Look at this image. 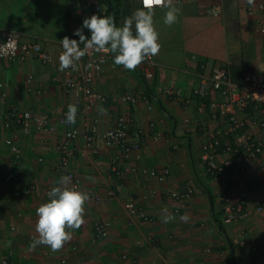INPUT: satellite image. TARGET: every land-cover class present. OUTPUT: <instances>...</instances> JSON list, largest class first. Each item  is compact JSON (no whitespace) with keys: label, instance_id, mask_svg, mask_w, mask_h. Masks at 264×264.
<instances>
[{"label":"crops","instance_id":"obj_1","mask_svg":"<svg viewBox=\"0 0 264 264\" xmlns=\"http://www.w3.org/2000/svg\"><path fill=\"white\" fill-rule=\"evenodd\" d=\"M263 2L171 0L178 9L177 22L172 25L163 22L167 9L156 8L153 22L161 47L153 56L155 78L147 84L139 66L128 71L114 65L111 57L95 83L96 91L111 101L87 112L78 110L72 123L79 135L69 170L81 181L80 191L89 194L84 223L55 252L46 245L35 249L29 245L38 236L36 209L47 200L45 188L58 186L66 175L57 165L59 147L68 131L60 119L75 98L63 86L64 74L57 63L44 66L31 58L0 64V79L6 86L0 101L2 115L11 105H18L47 114L55 127L52 135L0 130V264L4 260L9 264H264V167L256 163L241 173L234 164L224 174L212 176L202 159L213 136L223 131L225 136L233 126V117L243 129L233 132L232 139L245 133L260 136L254 126L260 112L253 105L241 108L233 103L232 113L212 119L208 111H198L199 100L192 98L190 106H183L180 99L162 93L173 88L191 97L200 75L217 64L229 65L235 78L248 68L264 74L260 34L264 10L259 8ZM216 7L222 11L218 16L210 13ZM87 15L70 12L66 0H0V31L21 30L25 42H36L57 56L61 40L74 37ZM132 90L142 91L153 110L148 111L143 102L135 107L123 102L124 94ZM211 97L225 101L216 93ZM121 116L129 119L132 136L142 129L143 146L119 165L118 175L111 165L115 149L104 145L102 134ZM94 120L99 122L96 154L85 146L87 127ZM7 137H14L20 147L19 164L4 144ZM40 157L44 162L38 163ZM214 160L221 165L229 156L218 153ZM164 168L170 175L163 183L149 174ZM31 186L35 189L28 191ZM242 195L247 216L225 223V201L220 197L236 206ZM128 202L143 213L131 223L125 207ZM164 209L175 219L163 223ZM184 214L187 221L180 219ZM98 221L108 224L107 238L97 237L94 224Z\"/></svg>","mask_w":264,"mask_h":264},{"label":"built area","instance_id":"obj_2","mask_svg":"<svg viewBox=\"0 0 264 264\" xmlns=\"http://www.w3.org/2000/svg\"><path fill=\"white\" fill-rule=\"evenodd\" d=\"M68 1V2H67ZM66 4L70 12H86L87 17L93 14L105 15L107 8L99 0H67ZM139 6L140 0H139ZM162 7V6H157ZM264 10V2L259 7ZM251 11V9H250ZM253 11V10H252ZM251 11V12H252ZM212 15L218 16L222 13L219 7L212 8ZM74 17L77 18L76 14ZM75 18V19H76ZM260 34L264 38V27L261 28ZM79 39L78 37H72ZM83 47V45H81ZM43 49L36 42L23 41V33L20 30L3 29L0 31V64L4 61L16 62L25 61L34 58L44 66L59 65L58 57ZM112 54H96L91 51L81 58L75 69H67L62 71L64 74L63 86L75 98V105L78 110L83 113L87 112L97 104L105 105L111 101L109 96L99 93L95 89L96 81L101 77L104 66L111 59ZM91 65V66H90ZM141 73L147 80H152L155 76L156 63L152 57L143 61L140 65ZM31 79V78H30ZM159 90L162 91L161 88ZM0 101L5 97V83L0 79ZM164 95L179 100L183 106H190L192 98L199 100L198 111L205 113L209 112L212 119H216L218 115H227L234 111L233 103H237L241 108H246L248 105H253L260 112L261 118L254 122V126L258 127L260 136H255L250 133L231 138V134L235 131L242 132L243 124L235 117L233 126L227 130L224 136V131L214 135L212 141L205 147V153L202 157L204 164L209 169L212 176L224 174L228 169H231L234 164L239 172H247L253 165L260 163L264 167V74L255 72L248 68L243 70L239 78H235L231 68L227 64H217L208 72L200 75L199 86L192 92L191 97L187 98L183 92L173 88L165 89L162 92ZM216 93L225 101L213 100L211 95ZM132 107H135L140 102L146 104L147 110H153L151 102L142 91H127L123 98ZM229 102H226L228 101ZM113 101H115L113 99ZM231 101V102H230ZM65 115L60 119V123L68 127L65 132L64 139L60 144V159L58 168L65 170L66 175L71 177V186L80 190L81 181L70 171V163L75 154L73 147L79 132L72 128V124L63 123ZM129 119L126 116H121L116 119V123L104 131L102 140L107 148L115 149V154L111 159L113 172L119 173L121 163L128 158L132 152L139 150L143 146L142 129L136 131L132 136L129 133ZM153 128V125H150ZM0 130H21L25 135L30 134L32 130L39 135H52L55 127L52 124L50 117L47 114H39L30 110H23L17 105H11L6 114L0 112ZM99 133V122L94 120L87 127L85 138V146L87 151L97 153L95 141ZM5 146L9 149L13 161L19 164L21 161V150L15 142L14 137L4 139ZM224 154L229 156V160L218 165L215 163V154ZM44 162L43 158L38 159V163ZM151 176L157 178L161 183L165 182L170 175V170L164 168L162 170L149 171ZM119 175V174H118ZM53 186L45 188V197L48 190ZM34 186H31L28 191H33ZM188 191L187 196L191 194ZM172 197L178 198V194H171ZM220 201H225L224 222L232 223L242 220L247 216L244 208L246 197L241 196L238 205L232 206L227 204L226 197L221 196ZM129 222H134L143 216L140 209L133 203L128 202L126 205ZM263 210V205L258 208ZM95 232L98 238L104 239L108 237V224L98 221L94 224ZM126 259V256L123 257ZM8 260H4L1 264H9Z\"/></svg>","mask_w":264,"mask_h":264},{"label":"clouds","instance_id":"obj_3","mask_svg":"<svg viewBox=\"0 0 264 264\" xmlns=\"http://www.w3.org/2000/svg\"><path fill=\"white\" fill-rule=\"evenodd\" d=\"M248 2L252 3V0ZM140 5L119 25L112 15L93 14L85 17L82 26L76 28L73 33L79 38L78 40L68 36L61 40L59 70L75 69L81 58L89 51L96 54H112L113 64L122 66L128 71L135 70L143 61L158 54L161 45L159 33L153 22L154 11L157 6L165 7L167 10L164 12L163 22L172 25L177 22L178 9L171 4V0H140ZM85 29L89 34H85ZM23 41H25L24 34ZM139 68L141 69L140 66ZM143 78L146 83L154 80L155 76L152 80H147L144 76ZM77 112V106L69 104L63 123H75ZM70 185L71 177L62 176L60 184L48 190V199L36 209L38 219L35 223V231L38 236L31 241L29 245L31 249L46 245L55 252L72 239V230L79 229L84 223V206L89 194ZM163 211L165 213L163 223L175 219L167 209ZM180 219L187 221L189 217L184 214Z\"/></svg>","mask_w":264,"mask_h":264},{"label":"trees","instance_id":"obj_4","mask_svg":"<svg viewBox=\"0 0 264 264\" xmlns=\"http://www.w3.org/2000/svg\"><path fill=\"white\" fill-rule=\"evenodd\" d=\"M67 1V0H66ZM107 8L105 15H112L115 17L117 24L119 25L126 16L139 6V0H99ZM68 2V1H67ZM85 34H89L87 30H84Z\"/></svg>","mask_w":264,"mask_h":264}]
</instances>
